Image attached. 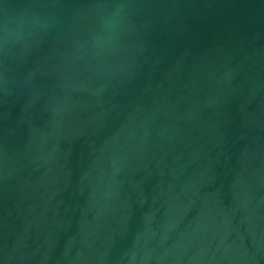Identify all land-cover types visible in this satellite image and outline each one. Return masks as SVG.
Segmentation results:
<instances>
[{"label":"water","instance_id":"95a60500","mask_svg":"<svg viewBox=\"0 0 264 264\" xmlns=\"http://www.w3.org/2000/svg\"><path fill=\"white\" fill-rule=\"evenodd\" d=\"M24 9L43 27L0 44V264H264V0H0V23Z\"/></svg>","mask_w":264,"mask_h":264},{"label":"clouds","instance_id":"9594fccd","mask_svg":"<svg viewBox=\"0 0 264 264\" xmlns=\"http://www.w3.org/2000/svg\"><path fill=\"white\" fill-rule=\"evenodd\" d=\"M43 27L40 18L28 9L20 13L7 17L0 23V44L9 42H21L26 35ZM122 27V10L115 8L112 13L100 20L99 27L83 45V53H93L102 55L109 52L116 40Z\"/></svg>","mask_w":264,"mask_h":264}]
</instances>
